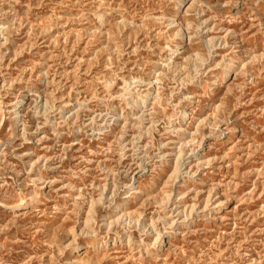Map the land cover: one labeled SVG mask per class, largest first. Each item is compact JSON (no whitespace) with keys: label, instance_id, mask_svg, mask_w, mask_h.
I'll return each instance as SVG.
<instances>
[{"label":"rangeland","instance_id":"obj_1","mask_svg":"<svg viewBox=\"0 0 264 264\" xmlns=\"http://www.w3.org/2000/svg\"><path fill=\"white\" fill-rule=\"evenodd\" d=\"M0 264H264V0H0Z\"/></svg>","mask_w":264,"mask_h":264},{"label":"bare ground","instance_id":"obj_2","mask_svg":"<svg viewBox=\"0 0 264 264\" xmlns=\"http://www.w3.org/2000/svg\"><path fill=\"white\" fill-rule=\"evenodd\" d=\"M178 9V8H177ZM206 40V39H205ZM234 64L233 63H230L229 64V66H226L225 67V74L226 75H229L230 74V72H232V66H233ZM218 83H219V79H216L215 80V84L216 85H218ZM154 92H152V90H149V91H147L144 95V98H143V100L141 101V103H150V100H152V99H154V94H153ZM156 99V98H155ZM154 99V100H155ZM152 104V103H151ZM135 105H139V104H135ZM141 105V104H140ZM139 105V106H140ZM135 109H137V108H135ZM45 110V109H44ZM41 112V111H40ZM49 119V118H48ZM52 123V122H51ZM202 123V122H201ZM187 145V144H186ZM177 159V158H176ZM176 169V168H175ZM171 194V193H170ZM36 199V195H35V193L34 192H31L30 193V196H29V198L27 199V200H22L20 203H18V204H14L12 207H13V209H16V210H21V209H24V208H26V207H28L29 205H30V201H34ZM92 208V207H91ZM183 217V216H182ZM122 219L123 220V218H130L128 221H130L131 222V215H130V212H128V211H125L124 213H121L120 215H119V217H117L116 219ZM153 220H155V219H153ZM158 220V219H157ZM162 220V219H161ZM109 223V222H108ZM173 222H171V224H172ZM111 225V224H110ZM113 225V224H112ZM85 231V230H84ZM82 232V231H81ZM158 235V234H157ZM157 245H159V244H157ZM81 246L82 245H79L78 247L80 248V249H82L81 248ZM159 248H161V246L159 247Z\"/></svg>","mask_w":264,"mask_h":264}]
</instances>
